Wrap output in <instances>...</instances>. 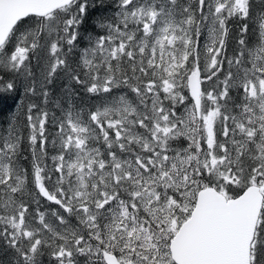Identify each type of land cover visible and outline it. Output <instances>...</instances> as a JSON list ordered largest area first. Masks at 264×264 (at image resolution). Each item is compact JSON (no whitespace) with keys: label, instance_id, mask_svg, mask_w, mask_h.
<instances>
[{"label":"snow or ice","instance_id":"1","mask_svg":"<svg viewBox=\"0 0 264 264\" xmlns=\"http://www.w3.org/2000/svg\"><path fill=\"white\" fill-rule=\"evenodd\" d=\"M0 264H264V0H0Z\"/></svg>","mask_w":264,"mask_h":264}]
</instances>
